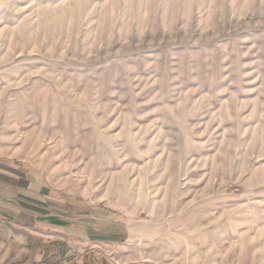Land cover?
<instances>
[{
	"label": "rangeland",
	"instance_id": "obj_1",
	"mask_svg": "<svg viewBox=\"0 0 264 264\" xmlns=\"http://www.w3.org/2000/svg\"><path fill=\"white\" fill-rule=\"evenodd\" d=\"M0 157L139 260L264 264V0H0Z\"/></svg>",
	"mask_w": 264,
	"mask_h": 264
},
{
	"label": "crops",
	"instance_id": "obj_2",
	"mask_svg": "<svg viewBox=\"0 0 264 264\" xmlns=\"http://www.w3.org/2000/svg\"><path fill=\"white\" fill-rule=\"evenodd\" d=\"M126 218L40 169L0 157V264H150Z\"/></svg>",
	"mask_w": 264,
	"mask_h": 264
}]
</instances>
